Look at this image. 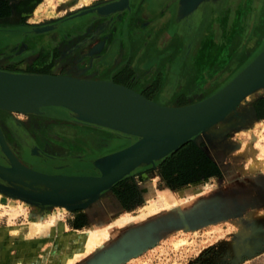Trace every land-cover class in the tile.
Instances as JSON below:
<instances>
[{
    "label": "rangeland",
    "instance_id": "obj_1",
    "mask_svg": "<svg viewBox=\"0 0 264 264\" xmlns=\"http://www.w3.org/2000/svg\"><path fill=\"white\" fill-rule=\"evenodd\" d=\"M21 1L0 0V13L17 7ZM36 1L38 3L26 5V9H23V5L21 9L17 7L11 17L0 19V28H19L23 24L45 25L51 21L72 22L78 32L74 31V35H68L62 40L72 48V62L76 70L72 73L81 74L92 59H100L103 55L118 56L119 60H130L126 65L134 61L138 65L134 69L142 71L141 76H148L151 74L150 69L154 65L157 66L152 75L155 77V74L159 73L156 74L158 76L155 87L161 82L162 61L174 54L171 35L174 27H185L186 39L191 27L197 28L198 33L207 30L209 32L214 27L216 29V23L220 19L219 13H225L230 18L233 12L235 18H241L239 15L243 14L244 22L253 21V25L259 16L264 17V0L207 1L200 4L195 12L192 11L179 20L176 19L178 0H130V9L108 15H99L94 8L109 0ZM168 21L170 24H167ZM237 30L235 33H238ZM262 34V26L250 28L249 33H246L245 45L249 42L256 44L250 52L246 49L238 51L229 38L223 50L217 53L216 61L209 63L213 57L209 55L205 64L194 62L189 72L194 82L202 83L191 93L189 78L176 93L178 101H195L212 93L219 85L206 76L213 73L221 64V60L228 58L229 54L241 61L236 69L230 70L227 76L230 79V76L235 75L264 48ZM155 42L159 47L162 46L157 51H151L149 45ZM55 49L52 52L54 58L59 53V50ZM66 69L65 65H61L51 74H70L63 73ZM171 89L170 87V92H167L168 96H172ZM262 93L264 89L247 96L239 103L237 110L240 111V108L254 101ZM167 101L168 98L164 100ZM46 108L54 115L64 110L59 106ZM12 114L21 120L30 115ZM241 116L236 117L232 112L197 137L201 139L200 144L204 145L208 153L221 160L224 173L218 179L200 180L198 183L187 185L182 190L185 194L182 199L184 202L179 205L180 208L173 206L169 218L162 223H153L147 228H141L142 230L130 222L124 229L117 227L118 231L113 232L106 241L98 244L89 254L75 260L73 264H264V120L255 122L247 114ZM50 123L62 122L53 118ZM73 126V132L76 134L89 136L94 132L84 126ZM96 129L101 131L94 132L97 133L96 136L110 135L106 130ZM61 141L69 144L66 139ZM71 142L75 146L74 156L92 158L128 144L127 140L120 137L107 144L98 145L96 149L82 146L77 141ZM225 166L234 169L231 179L226 176ZM112 194H119V187L104 192L94 202L98 203L102 197H110ZM133 198L135 195L129 191L125 203L123 202L129 214L135 212L139 204L134 203ZM112 202L115 207L113 199ZM195 206L202 207L204 212L195 214L193 219L187 222L182 215L187 209ZM113 208L105 217L115 220L124 215L115 214ZM38 219L44 221L45 225L48 224L47 226L58 223L64 225V233L82 230L89 224L82 211H70L60 205H36L0 192V264H12L13 258L18 254L22 255L32 249L45 251L52 245L56 235L45 237L37 233L25 238L10 231L13 227H22L25 223ZM138 233L141 235H137Z\"/></svg>",
    "mask_w": 264,
    "mask_h": 264
},
{
    "label": "water",
    "instance_id": "obj_2",
    "mask_svg": "<svg viewBox=\"0 0 264 264\" xmlns=\"http://www.w3.org/2000/svg\"><path fill=\"white\" fill-rule=\"evenodd\" d=\"M207 1L217 0H178L176 19L184 18ZM104 5L95 7V12L108 15L130 9V5L125 4L112 7L106 12L102 10ZM51 27L36 26L33 32H43ZM262 83L264 48L224 85L188 105L159 104L141 92H135L113 80L0 70V97L36 101L38 105L29 109L28 113L40 114L43 113V106H59L78 122L108 128L124 137L134 138L122 148L90 159L95 174L46 173L22 164L11 152L0 130V152L7 162V165L0 163V191L36 205H64L70 211L86 208L89 201L100 198L137 167L154 166L181 144L208 130L210 127L207 125L211 122L223 120L222 114L227 108ZM95 100L132 106L140 112L141 118L134 121L109 120L66 107L68 104ZM238 105L233 111L235 115L238 113ZM8 107L9 104L0 100V109Z\"/></svg>",
    "mask_w": 264,
    "mask_h": 264
},
{
    "label": "flooded vegetation",
    "instance_id": "obj_3",
    "mask_svg": "<svg viewBox=\"0 0 264 264\" xmlns=\"http://www.w3.org/2000/svg\"><path fill=\"white\" fill-rule=\"evenodd\" d=\"M33 3L36 4L38 2L36 0H22L17 7L21 9L20 7L24 6L23 9H26L28 7L25 8L26 5ZM17 7L9 8L7 12L0 13V19L11 17ZM45 25H51L52 27L43 32H33L34 27ZM45 25L23 24L19 28H0V60L2 61L0 63V70L54 73L57 67L65 65L67 69L63 73H70L80 77L88 76L109 79L125 84L146 96H155L158 88V85L155 87L158 76L156 74L159 73L157 72L155 77L151 78V82L146 84L145 79L148 76H141L142 71L134 69L138 65L133 60V62H130V65H126L127 61L129 62L130 60H119L118 56L103 55L100 59H92L91 63L86 65V69L81 74L78 72L72 73L71 71L75 70V65L72 62V48L69 47L70 44L62 40H65L64 37L68 35H74V31L78 32V30H75L72 22L51 21ZM184 29L185 27L181 25L172 29L171 35L173 36L174 47L184 44V47L189 48L195 44L198 35L197 28L191 27L189 29L190 34L186 39ZM161 46L159 47V44L157 45L156 42L149 45L151 51H157ZM54 48L59 50L58 56H55V58L52 54ZM160 74L162 80V69ZM41 110L43 113L30 114L22 120L12 113L0 111V130L2 129L1 132L3 131V136L10 149L25 165L33 167V169L35 167L36 170L63 173L79 170L68 167L73 166L77 163L76 160L81 158L74 156L75 149L71 140L79 135L73 132V125L82 124L69 118L65 110H62V113L58 115L48 112L46 107H42ZM53 118H57L62 123H50ZM8 120L10 121L9 124L12 122L10 125L8 124ZM21 130L23 134L20 133ZM16 132L20 135H15ZM23 136L25 139L22 138ZM61 139L68 140L69 144L61 141ZM20 141H24V143ZM34 147L37 148L38 155L32 154ZM70 160L71 162L68 163ZM0 163L7 165L1 152Z\"/></svg>",
    "mask_w": 264,
    "mask_h": 264
},
{
    "label": "crops",
    "instance_id": "obj_4",
    "mask_svg": "<svg viewBox=\"0 0 264 264\" xmlns=\"http://www.w3.org/2000/svg\"><path fill=\"white\" fill-rule=\"evenodd\" d=\"M219 14H220L219 15L220 19L216 23V26H217L216 29L214 27L209 32L207 30L204 33H198L195 44L191 45V47L189 48L184 47V44L183 45L179 44L177 47H174L175 48L173 51L174 54L171 57L169 58L167 57V59L162 61L161 68L163 71V79L161 80L157 88V92L155 96H147L148 98L156 101L159 104H165V105H182V104L192 102V100H184V99L181 102L178 101L179 99L176 93L179 91L180 86L186 83V81H188L189 78L191 79L189 83L190 84L189 92L191 93H193L196 87L202 83V82H199V83L194 82V78L192 77V74H190L191 72H189L191 70V67H193L194 64L196 63V58L200 53L206 54L207 58H209V55H213L209 63L216 61V59L218 58L217 53L223 50V47L227 44L228 42L227 39L229 38L232 39V45H235L238 51H243L244 49H246L248 52H250V50L255 47L256 44H252L250 42L247 45H245L246 44L245 42L246 33H249L250 28L252 29L254 27L262 26V29H264V17L259 16L255 22L256 24L253 25L254 24L253 21L251 23L250 21L249 23L247 21L244 22L243 14L239 15L241 18H238V17L235 18V12L232 13L231 18L227 16L225 13H219ZM229 15L231 16V13H229ZM236 25H238L237 27L239 30H237ZM236 30L238 33H235ZM262 38H264V34H262ZM221 61H222L221 64H219L215 68L213 73L206 76V78L208 77L207 79H211V80L213 79L212 81L219 85L216 88V90L220 88L222 85H224V83H226L229 80L227 76L230 70L236 69L237 65L240 64L241 62L239 58H236L231 54L228 55V58L222 59ZM155 68H157V66L154 65L152 69H150L151 74H148L147 79H145L146 84L151 82V78H152L153 71ZM180 68L182 69L180 70ZM106 80H109V79H106ZM170 87L172 88L171 89L172 96L167 95V92L168 93L170 92L169 90ZM167 98L169 99V101L164 102V100H166ZM238 110H237L238 112L237 115H235L236 117L241 116V114L243 115L247 114L251 118L252 121L258 122V121L264 120V93H262V95L257 97L254 101L247 103L245 107L240 108V111ZM73 120L76 121L75 119ZM79 123L82 124L80 126L90 128L92 131L94 130V132L100 133L101 131H99V129H96V128H101L102 131L106 130L110 134L109 136L99 137V136H96L97 133L93 132V134H90L89 136L87 135L83 136L79 134L77 135L75 139H73V141H77L82 146H87L90 149L91 147H93L92 149H96L98 145H102L104 143L107 144L110 141L114 140V138H119V137L123 138L128 141V144L134 139V138L124 137L120 135L119 133H117L116 131L110 130L108 128L97 127V126L87 124V123H82V122H79ZM188 141H192L194 144H196L208 157H210L217 164L220 170L219 174L212 175L206 178L204 176H201L200 180L218 179V177H220V175L224 173V169L221 165L222 164L221 160H218V158L216 159L215 158L216 156L213 157L212 154L207 152L204 145L200 144L201 139L194 138ZM33 153L34 155H38L36 147L33 148L32 154ZM97 156L99 155H96L95 157ZM90 159H92V157H81L78 160H76L77 162L75 163L76 165L74 164L73 166H69L68 168H76L79 170L71 172V173H63V172H46V173L95 174L96 172L92 168L91 163L89 162ZM69 162H71V160L68 161V163ZM157 162L155 163L154 166L144 165L141 167H137L129 175L125 176L126 179L124 181H121V180L125 177H123L118 182H116L113 185V187L114 188L119 187V194H112V196L110 195V197H105V198L102 197L101 199H99L100 201L98 202V204L102 207L103 212L108 214L109 210L114 207V204L112 202V199H113L115 203V207L113 208L115 214H124V215H121L120 217H124L126 215L132 216L133 219L129 221L130 224L132 225L134 223L137 225V228L144 229V228L149 227V225H153V223L159 224V223H162L166 218H169L170 216L169 213H170L171 208H173V206L174 207L178 206L180 208L179 205H181L182 202H184L182 201V199H184L183 196L185 195L184 193H182V190H184L185 189L184 187H186L187 185H190L191 183L176 186L174 188L169 187L165 179L162 177V175L160 174L158 170ZM232 170L234 173L233 168ZM42 172H45V171H42ZM193 183H198V182H193ZM112 188L107 190L106 192H109L110 190H112ZM129 191L133 192V194L135 195V198H133L134 203H139L137 204L136 210H134L135 212H133L132 214L127 213V210L124 204L125 203L124 201L125 199H127V195L129 194ZM159 197H162L165 199L168 198L169 200H172L175 202H173L172 205H170L167 208H158L150 212L147 211L145 207L151 205L153 202L156 201L155 199ZM130 199L132 198L130 197ZM76 210L82 211L84 215L86 216V220L88 221V223L90 222L89 213H88L87 208L76 209ZM76 210H72V211L78 212ZM185 216H186V212H184V214L182 215V218L184 220H186ZM126 226L122 227L121 225H119V227L123 229ZM141 233H144V232L142 231ZM141 233H138L137 235H141Z\"/></svg>",
    "mask_w": 264,
    "mask_h": 264
},
{
    "label": "bare ground",
    "instance_id": "obj_5",
    "mask_svg": "<svg viewBox=\"0 0 264 264\" xmlns=\"http://www.w3.org/2000/svg\"><path fill=\"white\" fill-rule=\"evenodd\" d=\"M125 4L128 5L129 2L127 0H113V1L109 0L105 3L102 10L107 12L112 7L125 6ZM182 8L185 9L184 6ZM196 10H197V8L195 10H193V12H195ZM196 61L200 62L202 64H205L207 61L206 54L200 53L197 56ZM64 75H68V77H73V78L79 77V76L71 75V74H64ZM79 78L93 79V80H106V79H100V78L88 77V76L79 77ZM106 81H111V80H106ZM262 89H264V83L259 84L256 87H254L253 89H251L250 91H248L245 95H243L240 99H238L234 104H232L229 108H227V110H225L224 113L222 114V117L225 118L228 115L232 114L236 105H238L245 97L250 96V95H254L255 93H258ZM133 91H135V90H133ZM135 92H137V91H135ZM0 100L10 105V107L3 108L0 110L2 112L5 111V113L9 112V113H19V114H23V113L24 114H26V113L32 114V113H28L29 109H31L35 105H38V103L34 100L21 99V98H1L0 97ZM195 101H192V102H189L186 104L188 105V104H191ZM43 107H47V106H43ZM66 107L73 109V110H76V111H80V112H84V113H88V114H93V115H96V116L101 117L103 119H109V120L134 121V120L141 118L140 112L138 110H135L132 106H127L123 103H119V102H115V101H109V100L81 101V102L75 103V104H68V105H66ZM10 121H11V119H10ZM10 121L8 120V124ZM12 122H13V119H12ZM213 123H215V121L211 122L209 125H207V127H211L213 125ZM14 125H16V124H14ZM20 133H22V130L20 131ZM17 134H19V133L16 132L15 135H17ZM17 138H19V137H17ZM22 138H24V136ZM22 138H20V139L23 140ZM20 142L24 143V141H20ZM17 150H20V149H17ZM11 152H13V151L11 150ZM13 154L15 155L14 152H13ZM44 157H45V155H44ZM33 158H35V157L33 156ZM17 159L22 164H24L18 157H17ZM250 165H252V164H250ZM34 169H35V167H34ZM225 173H226V176L229 178L234 174L232 168H229L226 166H225ZM240 184L241 183H239L238 185L240 186ZM244 188H245V186H244ZM0 192H2V191H0ZM155 200L156 201L153 202L151 205H149V206L146 205L147 207H145V208L147 211L150 212V211H154L158 208H167L173 202H175V201L169 200L168 198L165 199L162 197H159ZM211 200H213V199H211ZM94 201L95 200H93L91 202L89 201V204L87 203L88 205L86 206V208L88 209L90 222H89L88 226H85L86 228H84L82 230L77 229L74 231H70L68 233H64L63 232L64 225L58 223L57 225L47 226L48 224L45 225L44 221H42L40 219H38L36 221H34V220L29 221V222L25 223L24 226H22V227L11 228V230H10L11 233H13L16 236L25 237V238H27L28 236L37 234V233H39V234H41V236H45V237L50 236V235H54V236L56 235L54 238V242L52 243V245L47 250L38 251L39 249H32L28 252H23L22 255L18 254L17 256H15L13 258L12 264H73L75 262V260H77L78 258L80 259L83 255L89 254L91 252V250L96 248V246L98 244L106 241L110 236H112V233L116 232V230H117L116 228L119 227V225H121L122 227L126 226V224H129V221L131 219H133V217L130 215H126L124 217H119V218H116L115 220H112L113 218H109L108 216L105 217V214H107V213H104L102 207L98 203H95ZM208 201H210V200H208ZM200 206L199 207L195 206L193 208L191 207L190 209H187L185 211L186 212L185 218H186L187 222L192 220L193 217L195 216V214H198L200 212H204V209ZM60 207L67 209V207L64 205H60ZM47 221L50 222L51 220H47ZM39 252H40V254H39Z\"/></svg>",
    "mask_w": 264,
    "mask_h": 264
},
{
    "label": "trees",
    "instance_id": "obj_6",
    "mask_svg": "<svg viewBox=\"0 0 264 264\" xmlns=\"http://www.w3.org/2000/svg\"><path fill=\"white\" fill-rule=\"evenodd\" d=\"M157 164L160 174L171 188L198 182L201 176L206 178L220 172L217 164L192 141L180 145Z\"/></svg>",
    "mask_w": 264,
    "mask_h": 264
}]
</instances>
